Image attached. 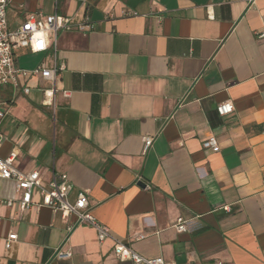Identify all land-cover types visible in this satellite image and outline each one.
<instances>
[{"label":"crops","instance_id":"crops-1","mask_svg":"<svg viewBox=\"0 0 264 264\" xmlns=\"http://www.w3.org/2000/svg\"><path fill=\"white\" fill-rule=\"evenodd\" d=\"M33 14L89 17L94 28L58 34L55 128L43 94L52 83L0 94V157L15 152L19 170L40 172L45 186L67 174L70 201L86 190L98 223L147 259L264 264V0H13L8 29ZM19 51L33 61L20 66ZM15 57L25 70L53 65L52 50ZM227 101L234 111L220 117ZM212 136L215 151L203 147ZM21 197L0 179V264H133L94 228L69 232L74 216L21 211ZM60 248L73 256L56 259Z\"/></svg>","mask_w":264,"mask_h":264},{"label":"built area","instance_id":"built-area-1","mask_svg":"<svg viewBox=\"0 0 264 264\" xmlns=\"http://www.w3.org/2000/svg\"><path fill=\"white\" fill-rule=\"evenodd\" d=\"M13 0H0V88H11L13 91L22 90L25 95H29L31 88L28 80L40 78L52 83L51 89L43 90V94L48 106L55 111L56 95L59 92L57 81L60 72L65 68L58 64L57 45L58 34L60 32L78 31L88 33L94 28V22L89 18L80 23H74L72 18L54 14L46 19H40L36 14L30 15L26 22L14 29H8L7 8ZM131 16H137L136 13H130ZM212 18V15L209 14ZM264 39V33L259 35ZM20 49H28L33 54H43L52 50L53 65L48 68L44 63L31 70L21 69L17 66L15 52ZM64 97H69V92L63 91ZM234 111L232 102L227 101L217 106V113L220 117L227 116ZM7 116V112L0 110V124ZM153 137H145L144 153L146 154L153 146ZM206 150H218L217 139L212 136L203 144ZM17 154L12 152L7 158L0 157V179L14 180L16 190L22 193L21 199L17 205L21 211L30 209L33 206L38 208H49L53 213H61L64 217L74 216L76 221L68 229L71 232L75 227L86 225L94 228L97 232L99 243L111 240L114 244V253L116 258L121 261H129L133 264H173L166 263L163 258L147 259L123 241L117 238L111 230L95 219L89 207L88 192L78 190L74 202L70 201V196L75 189V185L70 181L67 174H53L48 185H44L42 175L38 171L29 173L22 172L17 166ZM37 193L41 201L34 203V194ZM12 199L7 201V205H15ZM188 222L184 218H178L174 226L178 233L188 231ZM18 239L16 234H10L6 242V248L9 249L13 242ZM139 239H144L141 235ZM73 256L71 250L63 248L57 249L55 258L58 260L70 259Z\"/></svg>","mask_w":264,"mask_h":264},{"label":"rangeland","instance_id":"rangeland-1","mask_svg":"<svg viewBox=\"0 0 264 264\" xmlns=\"http://www.w3.org/2000/svg\"><path fill=\"white\" fill-rule=\"evenodd\" d=\"M18 60H19V64L20 66H24L25 64H27V62L33 61V59L30 57V55L28 53H26V51H19L18 53ZM9 91H11L10 89L6 88V87H2L0 88V94H9ZM26 99V98H24ZM52 109V108H51ZM49 110V114H50V119L53 123V119L54 117V111L53 110ZM4 110H8L7 107L4 108ZM11 117H8V119ZM54 128L56 127V120L54 119Z\"/></svg>","mask_w":264,"mask_h":264}]
</instances>
